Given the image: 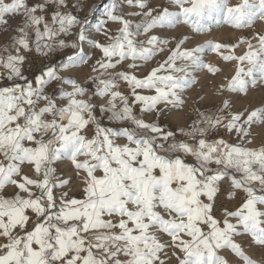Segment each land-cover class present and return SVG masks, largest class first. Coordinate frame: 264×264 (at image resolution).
<instances>
[{
  "label": "snow or ice",
  "instance_id": "obj_1",
  "mask_svg": "<svg viewBox=\"0 0 264 264\" xmlns=\"http://www.w3.org/2000/svg\"><path fill=\"white\" fill-rule=\"evenodd\" d=\"M123 3L135 9L132 18L113 0L95 27L104 37L101 43L90 31L88 15L78 14L82 4L0 0V34H10L0 48V80L10 82L0 86V264H230L222 250L242 264H258L237 238H250V247L264 249V144L243 146L254 142L252 127L264 125V104L236 110L225 98L215 112H198L189 129L180 130L194 143L178 141L159 118L179 110L182 93L198 82V72H220L206 62L209 50L234 67L216 95L248 96L264 87V31L234 44L186 46L219 26L221 17L235 30L264 23V0H239L234 6L229 0ZM109 22L119 26L116 32ZM179 25L190 30L191 40L184 35L168 47L173 40L156 34ZM89 42L101 54L90 65L95 75L86 78L94 92L72 75L92 59L85 51ZM240 48L245 51L237 55ZM69 49L71 54L60 56ZM33 53L59 59L29 79L24 65ZM164 53L162 61L137 75ZM121 82L131 99L119 90ZM53 84L58 92L49 93ZM97 97L105 101L99 111L109 125L132 127L105 126L95 114ZM136 104L142 114L155 113V120L137 116ZM221 130L239 143L208 139ZM64 160L76 173L79 198L70 195L72 177L57 174V162ZM229 179L227 198H235L233 190L245 197L218 219L222 182ZM9 187L15 189L10 197Z\"/></svg>",
  "mask_w": 264,
  "mask_h": 264
},
{
  "label": "rangeland",
  "instance_id": "obj_2",
  "mask_svg": "<svg viewBox=\"0 0 264 264\" xmlns=\"http://www.w3.org/2000/svg\"><path fill=\"white\" fill-rule=\"evenodd\" d=\"M98 1H100V0H98ZM29 2L35 3L36 0H29ZM112 2H113V0H103L102 2H100V5H99V6L103 5V7L98 6L99 7L98 11H95L94 13H92V10L94 8H97V7H92L90 11H87L85 13H79L80 11H78L79 16L81 18H84L86 15H88V18L90 19L91 25H92L93 21L96 19L98 12L101 9L109 6ZM119 2L121 3V5L123 7V13L128 18L131 19L132 18L131 13L133 11H135V9L130 8L129 6L124 4L123 0H119ZM166 2H167V0H153L154 6L159 5V4H165ZM238 2H239V0H229L230 6H234ZM70 3H77L78 5L82 4V6H83L82 10H83L84 8L91 5V0H70ZM72 11L74 12V10H72ZM75 12H77V9L75 10ZM13 23L15 24V23H17V21H14ZM107 26L113 32H116L118 27H119L116 23H112V22H109V24ZM261 31H264V23L257 22L255 24L254 28H245L243 30H235V29H232L231 27H229L227 24H225L223 22V18L221 17L220 25L213 27L212 31L209 34L200 35V38H203V41H202L203 43H201V44H204L206 42L234 44L238 41V39L240 37L251 38V36L253 35L254 32H261ZM156 34L171 38L173 40V43L170 44L168 47H173L175 39L181 38L184 35H188V37L191 36L189 38L190 40L192 38V34H191L190 30L186 26H183V25H179L174 30L165 29L162 33L157 32ZM9 38H10V34L9 35L0 34V48H3L5 46V44L9 41ZM94 38L96 41H99L101 43L104 42V37L102 35L95 34ZM68 39L70 40L71 38H68ZM140 39H145V37H140ZM194 41H196V39L193 40L192 42L194 43ZM91 43L92 42H90V46H89L88 51H89V54L92 55V59L88 61V64L81 66L79 68V71L76 74L72 73V75L75 76L81 82H83L84 87H86L89 90L94 92L95 91V85L91 84V83L86 84L87 83L86 78L89 76L95 75V73H92L90 65L101 54L99 51L94 50L91 47ZM193 43H191V45L189 44L187 46L192 47V45L194 46V44H196V42L194 44ZM71 51L72 50L69 49V50L61 52L62 53L61 56L66 55V54H71ZM244 51H245V48H240L236 54L240 55ZM166 55H167V53H164L163 55L157 56L155 58V60H153L151 62L150 67L152 65L155 66L156 63H158L159 61H162ZM160 57H162V58H160ZM58 59H59V56L46 59V58H42V57L33 53L29 56L27 63L24 65V71H28L29 73H32L35 75L38 73L39 69L43 68L45 65H47L49 63L57 62ZM205 60L207 63L213 65L214 67H217L218 69H220V72L216 75H211L206 70L198 72L196 74V76H197L196 79L198 82L196 84H194L195 86L193 85V88L190 87L186 90V93L184 94V96H182L184 98V99L182 98L184 103L179 108V110H173L170 114H167L165 116H161L159 118V124L160 125H162L166 130H171V131L177 133L176 139L178 141L184 140V141H187L189 143H194V141L190 140L188 137L181 136L180 130L184 129L185 131H187L189 129L190 125H192V123L197 119L198 112H204L206 110L209 112H215L216 108L219 106L222 99L227 98V99L232 100L235 104L236 110H243V109L251 110L252 108L261 107L262 104H264V87H261V86H258L257 88L250 90L248 96H242V95L237 96L236 94H228V93H226L224 96L216 95L217 90H218V86L225 84L226 83L225 78L226 77L230 78L233 75L234 67L230 63L223 62L216 54L211 53L210 50L206 52ZM147 67H149V66H147ZM245 68H247V65H245ZM0 71H2V70H0ZM116 71H120V69H117ZM146 71L147 70H143L142 75H144V73ZM139 73H141V71ZM139 73H137V75L142 76ZM115 74H116L115 71L112 72V75H115ZM257 78H259V77H257ZM56 88H57V86H56ZM56 88H52V87L50 88L49 87L47 90L49 93H52V92H55ZM68 90H70V88H68ZM119 90L124 95L129 96V98L131 99L130 89L128 88L127 84L121 82L120 86H119ZM192 91H194V92H192ZM142 94L150 95L152 93L144 91ZM185 95H186V98H185ZM92 103L94 105H96L95 114L97 115V117L101 120V122L105 126H111L113 128H124V127L130 128V127H132V125L130 123H123V124L113 123V124L109 125L106 115L102 116L100 111H99L100 106L102 104H104L105 101L101 100L100 98L97 97V98H94L92 100ZM140 107L141 106L139 104H136L133 108L134 113L137 116H141L147 122H153L155 120L156 114L155 113H143L142 114L140 112ZM251 131H252V137H250V139H253L254 142L251 144L243 145V146H246L248 148L258 149L262 144H264V125H259V126L254 125L252 127ZM86 134L89 136V138H91V136L94 135V127L90 128ZM219 138H223L229 144L239 143V141L237 140V138L234 134L233 135H227L222 130L219 133H214L208 137V139L210 141L214 140V139H219ZM118 143L122 145L125 143V140L123 138H121L118 141ZM185 160L188 163H194V161L192 160L191 157H185ZM66 161H67V163H69L68 165H70L69 167H71V169H72L71 162L70 161L68 162V160L57 162L56 167H57V174L58 175L62 174L64 177L67 176L66 172H65ZM24 172L28 175L32 174L28 167L24 168ZM236 175H237V178H239V174H236ZM222 183H223V188L225 189V195L220 197V201L217 205V211H216L215 215L218 219L223 218L222 212H223L224 208H227L228 210H235L238 207V205L243 201V199L245 197V194L242 191L233 190L232 194L235 196V198L232 200H229L227 198V196H228L227 190L230 187L231 181L229 179V180H226ZM68 190L69 189H67V188L65 189V191H68ZM71 190H72L70 192L71 196H74L77 198H79L81 196L80 188L75 189V191L71 188ZM14 191H15V189L13 187H9L7 189V191L5 192V195L10 197ZM237 240H238V242H242L243 247L246 251V254L251 256L253 260L259 262L258 264H264V257H263L264 256V249H260V248L254 247V246L250 247V243H251L250 238L240 237V238H237ZM220 255L226 257L229 260L230 264H242V262L237 257L233 256L230 253V251H228V250H222L220 252ZM173 264H175V261H173Z\"/></svg>",
  "mask_w": 264,
  "mask_h": 264
},
{
  "label": "bare ground",
  "instance_id": "obj_3",
  "mask_svg": "<svg viewBox=\"0 0 264 264\" xmlns=\"http://www.w3.org/2000/svg\"><path fill=\"white\" fill-rule=\"evenodd\" d=\"M103 11H104V8L103 9H101L99 12H98V14H97V16H96V19L93 21V24L90 26V31H91V33H92V35L94 36L96 33H95V27H96V24L99 22V20L102 18V16H103ZM183 28V27H182ZM191 37V36H190ZM189 37V38H190ZM192 39V38H191ZM203 41V38H200V36H197V38H196V41H194V43L196 42V44H194L193 42V44H194V46L195 45H197V44H201V43H203L202 42ZM191 45V44H190ZM89 46H90V42H89V44L87 45V47H86V49H85V51L86 52H88L89 53ZM187 46V45H186ZM193 46V45H192ZM188 47V46H187ZM160 56V55H159ZM160 58H162V57H160ZM164 58V57H163ZM151 65V64H150ZM150 65H148L149 67H150ZM149 67H146L144 70H148V68ZM151 67H153V65L151 66ZM79 71V69L77 70V71H75V72H73V73H77ZM143 71V70H142ZM142 71H141V73H139V74H143L142 73ZM147 72V71H146ZM145 72V73H146ZM144 73V74H145ZM143 76V75H142ZM197 77V76H196ZM195 86V85H194ZM192 88H193V86H191ZM190 88V87H189ZM195 88V87H194ZM190 90V89H189ZM193 90V89H192ZM196 90V89H195ZM197 91V90H196ZM192 92H194V91H192ZM186 93V91H184L183 93H182V96H184V94ZM191 93V92H190ZM188 95V94H187ZM183 98V97H182ZM185 98H186V95H185ZM184 99V98H183ZM69 162V161H68ZM69 163H67V161H66V169H65V172H66V177H72V184H71V188L75 191V189H78L79 188V182L75 179V176H76V173L71 169V167H69L70 165H68ZM72 191V190H71ZM251 257V256H250ZM264 257V256H263ZM262 257V258H263ZM259 263V262H258Z\"/></svg>",
  "mask_w": 264,
  "mask_h": 264
},
{
  "label": "crops",
  "instance_id": "obj_4",
  "mask_svg": "<svg viewBox=\"0 0 264 264\" xmlns=\"http://www.w3.org/2000/svg\"><path fill=\"white\" fill-rule=\"evenodd\" d=\"M102 1H103V0H100V1H98V0H91V5L88 6V7H86V8H84L83 10H80L79 13H85V12H87V11H90L92 7H98V6L100 5V2H102ZM72 10H74V12H75L76 9H72ZM79 13H78V14H79ZM136 20L138 21V20H139V17H137ZM61 55H62V53H60V56H61ZM86 84H89V83H86ZM56 86H57V85L53 84L52 86H50V88H51V87H52V88H56ZM55 92H58V88H56Z\"/></svg>",
  "mask_w": 264,
  "mask_h": 264
},
{
  "label": "trees",
  "instance_id": "obj_5",
  "mask_svg": "<svg viewBox=\"0 0 264 264\" xmlns=\"http://www.w3.org/2000/svg\"><path fill=\"white\" fill-rule=\"evenodd\" d=\"M24 75L27 76L29 79H31L34 74L29 73L28 71H24ZM10 82H8L7 80H0V86H4V85H8Z\"/></svg>",
  "mask_w": 264,
  "mask_h": 264
}]
</instances>
